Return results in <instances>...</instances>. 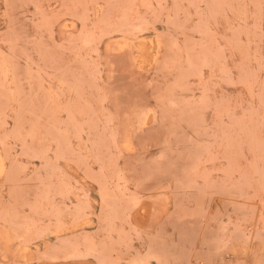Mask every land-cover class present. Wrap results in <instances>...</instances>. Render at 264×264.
I'll use <instances>...</instances> for the list:
<instances>
[{
    "label": "rangeland",
    "instance_id": "374dc122",
    "mask_svg": "<svg viewBox=\"0 0 264 264\" xmlns=\"http://www.w3.org/2000/svg\"><path fill=\"white\" fill-rule=\"evenodd\" d=\"M0 264H264V0H0Z\"/></svg>",
    "mask_w": 264,
    "mask_h": 264
}]
</instances>
